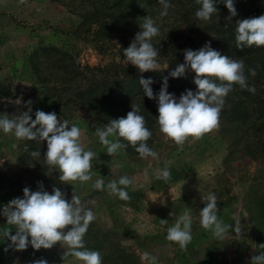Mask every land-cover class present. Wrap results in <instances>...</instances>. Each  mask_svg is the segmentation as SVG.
Returning a JSON list of instances; mask_svg holds the SVG:
<instances>
[{"label":"rangeland","instance_id":"obj_1","mask_svg":"<svg viewBox=\"0 0 264 264\" xmlns=\"http://www.w3.org/2000/svg\"><path fill=\"white\" fill-rule=\"evenodd\" d=\"M169 2L172 7L163 18L159 0L114 10L116 23L110 30L96 33L94 26H80L81 12L91 10L93 4L98 7L95 0H0V115L7 113L11 118L27 111L25 102L31 100L33 119L37 110L55 112L61 121H69V127L81 129L82 147L96 154L92 180L65 184L45 163V141L16 140L0 131V209L14 198H23L25 187L37 191L38 183L50 194L54 187L59 188L69 201L74 190L95 215L84 240L87 249L100 252L102 264H146L141 260L144 252L156 256L157 264H250L252 256L264 253L259 247L264 244V46H255V53L247 55L243 51L247 46L238 49L235 41L226 42L224 33L210 27L215 15L210 21H201L195 17L198 8L192 0ZM233 4L237 15L230 20L222 0L216 5L218 16L232 21L233 33L238 20L264 15V0H233ZM103 11L109 14L105 8ZM119 16L131 23L128 29ZM146 16L160 29L152 40L159 49L160 67L154 72L169 76L184 62L185 49L198 50L210 42L222 55L243 60L248 85L256 89L253 94L234 84L225 98L219 127L202 139L190 137L182 148L160 133L157 104L143 93L112 107H100L78 95L84 82L100 84L134 67L122 62L123 49L141 31ZM249 68L256 69L254 77ZM139 74L148 77L154 73ZM194 76L190 71L180 78L169 76L168 92L179 98L185 89L195 91ZM161 84L152 87L154 93ZM131 104L140 105L145 126L152 132L147 143L158 159H141L131 146L110 157L95 135V129L109 120L125 117ZM32 151H39L40 156L33 157ZM165 167L171 180H156V169ZM122 176L132 181L126 189L129 201L109 194L106 187ZM101 178L105 189H93L92 184ZM212 193L217 196L218 218L231 225L223 239L200 225L199 212ZM185 208L191 209L192 218V240L186 251L166 239L167 228ZM161 219L168 224L161 225ZM237 226L242 234H236ZM5 228L15 234L14 227L6 225L0 215V237ZM7 243L0 238V264H32L40 258L48 264H79L72 257L62 261L66 247L59 244L47 250L29 246L5 252Z\"/></svg>","mask_w":264,"mask_h":264},{"label":"clouds","instance_id":"obj_2","mask_svg":"<svg viewBox=\"0 0 264 264\" xmlns=\"http://www.w3.org/2000/svg\"><path fill=\"white\" fill-rule=\"evenodd\" d=\"M20 2L23 3L24 0ZM218 2L220 0H195V3L200 5L195 17L201 21H210L213 15L218 17L216 7ZM222 2L229 12L227 20L237 15L233 0ZM159 4L160 18L166 17L172 5L169 0H159ZM140 28L141 31L135 34L129 46L123 49L122 62L125 66L133 65L140 73L157 71L160 67L157 62L159 49L153 45L152 40L160 35V29L149 16L143 19ZM235 32L238 49L253 45L264 46V15L238 20ZM183 55L184 62L178 64L169 76L180 78L188 71L194 72L195 91L185 89L177 98L174 93L168 92V77H164L159 91L154 93L150 87L152 79H145L143 76L139 78L144 96L149 100H155L157 104L156 123L160 133L181 148L190 137L195 140L202 139L205 134L219 127L225 98L233 90L234 84L253 94L256 91L254 87L248 85L243 60L222 55L211 48L210 42L198 50L185 49ZM248 73L253 77L257 74L254 68H249ZM16 102L19 104L20 100ZM31 104V100L26 101L27 111L11 115V118L7 113L0 115V131L13 135L16 140L45 141L46 151L43 155L45 163L59 173L58 179L61 183L78 181L83 184L92 180L90 172L96 154L82 147L81 129L75 125L69 127V121H61L55 112L37 110L33 119ZM145 125V118L140 114V105L131 104V111L127 112L125 117L109 120L103 127L95 129V135L106 147V154L110 157L131 146L141 159L148 157L158 159V153L147 143L152 132ZM122 140L127 143H122ZM30 154L33 157L40 156L39 151H32ZM144 175L148 176L147 169L144 170ZM155 179L165 182L171 180L169 169L167 167L156 169ZM131 183L127 176H122L118 181L109 182L106 187L109 194L129 201L131 197L126 189ZM92 188L103 191L104 180L96 179ZM204 201L206 204L199 212L200 225L210 231L215 238L223 239L231 225L218 218L217 196L212 193ZM0 215L5 217L6 225L15 229V234H12L11 228L3 230L0 238H6L8 241L5 252L9 249L22 251L29 246L37 251L42 248L47 250L59 244L66 247L61 255L62 261L72 257L79 264H102L100 252L87 249L84 240L95 215L90 208L84 206L74 190L69 201L59 188L54 187L50 194L43 190L42 183H38L37 191H30L25 187L23 198L12 199L0 209ZM159 221L161 225L168 224L166 219ZM191 229V209L185 208L176 222L167 228L166 239L186 251L192 240ZM235 232L238 235L242 234L239 226ZM259 247L264 249V244ZM141 260L146 264H157V257L148 252L142 253ZM32 264L48 262L40 258L33 260ZM250 264H264V253L252 256Z\"/></svg>","mask_w":264,"mask_h":264},{"label":"trees","instance_id":"obj_3","mask_svg":"<svg viewBox=\"0 0 264 264\" xmlns=\"http://www.w3.org/2000/svg\"><path fill=\"white\" fill-rule=\"evenodd\" d=\"M98 7L94 4L92 5L91 10L87 9L80 14V26L88 25V27H96V33H102L105 30H110L111 27L116 23L112 19V13L114 10H121L124 8L134 7L138 6L143 3H150V0H95ZM193 3L197 6V8L200 7V5L195 3V0H192ZM217 5V4H216ZM103 8L107 10L109 14L104 15ZM122 20L121 23L126 27V29L129 28L130 24L128 20L125 18L123 19L122 16H119ZM217 19V20H216ZM231 22L227 21L226 19L218 16L213 21H211V28L219 29V32L224 33L226 39L225 41L233 44V41H235V35L234 29L231 28ZM218 24V27L215 28L214 25ZM128 33V30H126V34ZM104 35L109 36L110 33H104ZM172 50H174V47H171ZM234 48V47H233ZM246 50H243L245 54L249 55L252 53H255V45L251 47H246ZM55 52V50H53ZM38 54V53H37ZM36 55V54H35ZM175 62H173L174 64ZM123 68V67H122ZM154 74L150 75L148 77H145L142 74H139V70L135 67L125 68L123 69V74L119 75L116 78H108L105 79L103 82L99 83H93L92 81L84 82L86 84L85 88H82L78 92L79 96L86 97V100L89 102H95L100 105V107L106 106V107H112L117 106L121 104H126L127 99L133 97V95H138L143 93V88L139 84V78L143 76L145 79L151 78L153 83L150 85V87H155L157 85H160L163 81L164 77H168V80L170 77L167 75V72L165 73H156L154 71H151ZM76 76L72 78V80H76ZM87 79V77H86ZM87 81V80H86ZM216 83H220L219 81H216ZM234 86V85H233ZM103 110V109H100ZM96 247V246H95ZM94 248V247H93Z\"/></svg>","mask_w":264,"mask_h":264}]
</instances>
